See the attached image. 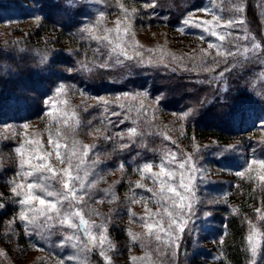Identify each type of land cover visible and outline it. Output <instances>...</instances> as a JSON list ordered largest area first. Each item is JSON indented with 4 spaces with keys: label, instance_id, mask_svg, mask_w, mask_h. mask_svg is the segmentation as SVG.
Listing matches in <instances>:
<instances>
[{
    "label": "rangeland",
    "instance_id": "1",
    "mask_svg": "<svg viewBox=\"0 0 264 264\" xmlns=\"http://www.w3.org/2000/svg\"><path fill=\"white\" fill-rule=\"evenodd\" d=\"M18 1L0 0V3L7 2V5L10 6L8 9L0 10V20H2L0 21V46L14 49L18 47L21 50L23 47L27 48L28 41H30L27 34H30L31 30L41 24L44 16L51 15L53 19L66 25L75 21L77 29L74 31L76 34L79 33L80 43L85 40L95 47L93 41L82 38L87 34L82 33L81 29L94 25L101 13H104L103 27L115 28L117 20L123 24V14L119 8V4L122 3L130 12L135 10L131 19V30L135 32V40L143 46V49H152L156 54L162 51L183 57V63L189 68H191V61L187 59L188 56L199 54L201 48L207 49V42L214 39L195 26L196 22L211 19V16L205 15L197 9L209 6L219 7L222 3V0H214V3L210 4V0H205L200 7L195 8L185 18L189 20V23L183 24L182 28L192 31L182 33L178 31L179 28L170 30L167 26L149 24L148 17L142 12L146 7H153L151 3H147L148 5H144L145 7L142 6V10V7L139 8L138 5L131 4L126 0H73L72 4L68 0ZM257 3L258 0H249L247 11H250L251 8L255 10V16L260 18L262 32L264 31V15L261 13H264V8L255 7ZM53 4L57 5L58 9ZM224 6L227 7L226 4ZM226 14L228 15V13L225 12V17H227ZM15 16L17 17L15 18ZM247 21L250 30L257 35L258 39L264 41V36L261 37L252 27L248 12ZM201 35H205L204 41L200 39ZM33 51L50 59L60 54H74L79 52V48H53L49 44H42L39 48H34ZM148 55L150 53L146 52L145 57L147 58ZM165 62L169 63L170 67L176 66L171 64L170 58H166ZM224 67L225 65L222 64L216 72L212 73L199 70L183 71L179 68L173 72L170 68H165L162 65L133 66L130 69L116 66L110 69H95L91 74L80 69L78 73L86 80V85L78 88L74 83L70 85L71 82L57 81L52 89L53 94L43 99L44 111L41 117L32 121L15 119L16 113L12 109L17 108L16 105L21 102V99H17L18 96L15 94L10 95L6 90L0 92V99H4L0 103L8 107L14 106L10 107V113L13 116L11 121H7L9 116L2 117L0 114V203L5 205L4 208H0V250L7 254V259L0 257V264H59L61 259L72 254L71 248L56 247L55 241L60 238L59 236L49 241L42 240L37 236L25 235L19 220L12 225L14 229L12 235H5L8 231L9 221L18 211V205L13 201L9 184L17 172L18 156L14 149L23 144L27 154V149L35 147V145H30L28 140L37 139L42 140L47 148L48 137L45 129L49 126L48 113L50 110H56L50 109L47 101L56 95L55 90L61 83L75 88V91L69 93V103L78 112L84 125L79 131L78 139L87 144L95 143L97 148L94 149V152L100 153V163L96 166L95 171L103 176V179L96 186V197H104L105 193L102 190L111 189L119 198L116 203H109L106 200L104 203L98 204L93 201V207L97 211L106 217L112 214L109 234L116 246L115 251L110 253L114 264H133L130 260L131 257L144 256V251L139 244L133 243L127 235L128 229L134 233H143L144 229L139 223L130 222L126 205L123 202L127 196L131 195L130 187L141 179L139 173L134 171L137 166L145 161L160 159L159 151L153 153L148 150L152 148L157 150L167 148L178 154L180 152L192 154L196 166L201 169V172L195 174L193 181L195 191V197L192 200L193 214L190 217L188 228L179 241L178 254L184 256V264H193L194 262L217 264L223 255L221 247L223 242L221 243V241H224L226 236L228 216L226 208L231 211L232 208L235 209L231 199L236 196V189L243 188L242 186L246 188L251 184L254 191L264 190V186H261L258 180V176L264 175V169H261L257 163L252 164L250 171H246L252 160H264V75H262L264 67L258 62H253L243 68L237 67L226 73L224 77L213 80L212 77L216 76ZM57 68L68 73L73 71L61 64ZM168 79L174 82L181 79L182 82L187 83L188 90L183 91L180 96H172L162 90L160 92L153 91V82L160 90V87L169 81ZM172 88L174 87L172 86ZM141 89L148 91L149 99L146 103L155 110L154 125L150 130L154 133L163 131L172 140L177 141L178 147L165 141L160 135H151L144 138L148 145L147 148L132 145L123 152L116 147V142L97 139L99 133L88 135L87 121L93 116L97 117L93 121V125L97 128L101 127L99 120L102 118V108L91 107L97 104L96 98L104 97L112 100L122 93L137 92ZM80 91H83L85 95L81 96ZM158 96H162V99L157 105L153 101ZM62 99L63 97L56 99L55 103L60 105ZM163 103L169 104L170 108H165ZM108 107L109 112L120 111L113 104ZM189 110H191L190 114L181 119L183 113L189 112ZM121 118L112 117L114 121L112 132L132 126L128 122L116 127L115 123ZM193 120L222 128L234 127L240 130L241 134L228 144L219 143L212 138L202 140L194 134L195 122ZM25 124L28 125L27 129L23 128ZM251 140L258 144H250ZM113 149L116 150L113 151ZM144 149L147 151L146 154H144ZM48 150L51 151V149ZM137 152L140 153V156L136 155ZM105 153H111V158ZM124 155L128 159L127 162L134 164L132 169H128L126 166L128 163ZM91 159L92 154L89 155V160ZM50 162L54 167H59L54 153ZM121 162L125 165L123 172L117 170ZM238 172H245L244 177L236 175ZM249 176L252 179H249ZM118 181L119 183H117ZM144 183L148 182L144 181ZM149 186L151 185L149 184ZM135 191L145 197L150 195L144 189ZM148 206L155 210V205L149 204ZM131 207L137 216L146 214L143 203L134 204ZM247 220H252L258 226L264 225V222L257 219L256 213ZM249 231L248 225L247 235ZM38 248L43 250H37ZM218 257L219 259H217ZM91 259L92 264H96L98 257L93 256ZM66 264H74V262L67 261ZM135 264H144V262L137 260ZM157 264H175V262L174 258L168 256L160 257Z\"/></svg>",
    "mask_w": 264,
    "mask_h": 264
},
{
    "label": "snow or ice",
    "instance_id": "2",
    "mask_svg": "<svg viewBox=\"0 0 264 264\" xmlns=\"http://www.w3.org/2000/svg\"><path fill=\"white\" fill-rule=\"evenodd\" d=\"M68 2L72 4L73 0ZM211 3H214V0H210ZM255 7L264 8V0H258ZM119 8L123 14V24L117 20L115 28L103 27L104 13H101L94 25L81 29L82 33L87 34L82 38L95 43V47L91 48V59L85 53V61L80 63L82 71L91 74L95 69H110L116 66L130 69L133 66L162 65L173 72L179 68L183 71L199 70L212 73L222 64L225 65L222 71L212 77L215 80L237 67L243 68L253 62H258L264 67V41L258 39L247 26L248 0H222L219 7L197 9L211 16V19L196 22L195 26L214 39L207 42V49L201 48L199 54L188 56L191 68L183 63V57L162 51L156 54L152 49H143L135 40V32L131 30V19L135 10L130 12L122 3L119 4ZM225 12L228 13L227 17ZM182 23L187 25L189 20L185 19ZM178 31L183 33L185 29L179 28ZM261 35L264 36V31ZM205 38V35L200 36L202 41ZM146 52L150 53L147 58ZM166 58H170L171 64L176 66L170 67V64L165 62ZM73 91L74 86L61 83L55 90L56 95L47 101L50 109H56L48 113L49 126L45 129L48 137L47 148L42 140L37 139L28 140V143L35 147L27 149V154L23 144L14 149L18 156L17 172L9 184L18 211L9 221L5 235H12L14 231L12 225L19 220L25 235L49 241L59 236L60 238L55 241L56 247H68L73 250L72 254L61 259L59 264H66L67 261H73L74 264H92L93 256L98 257L96 264H114L110 253L115 251L116 246L109 234L112 214L106 217L97 211L93 207V201L98 204L106 200L109 203H116L119 198L111 189L102 190L105 193L104 197H96V186L103 179V176L95 171L100 163V153L94 152L97 148L95 143L87 144L78 139L79 131L84 125L78 112L69 103V93ZM80 95L84 96L85 93L80 91ZM60 97L63 99L60 105H57L55 101ZM96 99L97 104L91 107L102 108V118L99 120L101 127L93 125V121L97 119L93 116L87 121L88 135L99 133L97 139L116 142V147L120 151L132 145L147 148L144 138L151 135H160L165 141L177 145V141L172 140L163 131L154 133L150 130L154 125L155 110L146 103L149 99L148 91L141 89L132 93L125 92L112 100L104 97ZM161 99L162 96H158L153 102L158 105ZM110 104L115 105L120 111L109 112ZM190 111L183 113L181 119L186 118ZM112 117H122L115 123L116 127L128 122L132 126L112 132L114 126ZM23 128L27 129L28 125H23ZM148 150L153 153L159 151L160 159L145 161L137 166L134 171L139 173L141 179L130 187L131 195L123 202L130 222L139 223L144 229L143 233L127 230L131 241L138 243L144 251L143 257L130 258L133 264L137 260L144 264H157L160 257H177L179 241L188 228L193 214L192 200L195 197L193 181L195 174L201 172L192 154L183 152L178 154L167 148ZM53 153L59 167H54L50 162ZM105 155L111 158V153ZM136 155L140 156V153L137 152ZM257 163L264 169V160L254 159L246 171H250L252 164ZM124 169L125 165L121 162L117 170L123 172ZM236 175L243 178L245 172H238ZM248 178L252 179L251 176ZM258 180L261 186H264V175L258 176ZM136 189H144L150 195L147 197L139 195ZM138 203L144 205L146 213L144 216H137L132 211L131 205ZM149 204L155 205V210L150 208ZM4 207L5 205L0 203V208ZM255 211L257 219L264 222V209L257 208ZM246 222L250 229L246 237L250 264H261L264 260V225L258 226L252 220ZM0 257L7 259V254L0 250Z\"/></svg>",
    "mask_w": 264,
    "mask_h": 264
},
{
    "label": "trees",
    "instance_id": "3",
    "mask_svg": "<svg viewBox=\"0 0 264 264\" xmlns=\"http://www.w3.org/2000/svg\"><path fill=\"white\" fill-rule=\"evenodd\" d=\"M14 1L19 2L18 0ZM126 1L131 4L134 3L135 5H138L139 8L144 5H148L147 3H154V7H146L144 10L142 7V13L148 17V23L151 25L167 26L170 30H172L173 28H182V21L185 20V18L195 8L200 7L205 0ZM7 4V2L0 3V10L10 8ZM53 5L57 8V5ZM254 11L255 10L253 8H251L250 11H247L248 18L252 27L262 37L260 30V18L255 16ZM16 17L17 16H15V18ZM76 26L75 21L66 25L53 19L51 15H46L43 17L41 24H39L34 30H31L30 34H27L28 39H30V41H28L29 46L27 48L23 47L24 50H21L18 49V47H15L14 49L0 46V92L6 90L10 93V95L15 94L18 96L17 99H21V102L16 105L17 108L12 109L14 113H16V117H14L15 119L20 121H32L41 117L44 111L43 99L53 94L52 89L57 81L62 80L64 83L71 82L70 85H73L74 83L78 86V88L86 85V80L78 73L80 71L79 65L81 60L85 61V53H87L88 58L91 59V48H93L94 45H90L91 43L85 40L80 43L81 39L78 35L79 33L76 34L74 31L77 29ZM190 31L192 30H185L187 33ZM42 44H49L53 48H79V52L71 55L60 54L49 59L44 55L33 51L34 48H39ZM59 64L66 66L68 70L71 69L73 71L68 73L63 70H59V68H57ZM168 80L169 81L164 83L165 85L163 87H160V90L153 82V91L155 90V92H160L162 90L168 92L169 95L172 94V96H180L183 91L188 90L187 83L182 82L181 79H178L179 81L176 80V84L173 80ZM172 86L174 88H172ZM3 100L4 99H0V102ZM163 104L167 109H169L170 105H172L170 103V105L167 103ZM10 107L14 106L11 105ZM10 107L0 103V114L2 117L9 116L7 121H11V117H13L10 113ZM193 121L195 122V126L193 127L190 125V127L194 128V134L202 140L212 138L219 143L228 144L232 139L240 136L241 134L240 130L234 127L222 128L219 126L208 125L205 122L198 123L200 122L198 120L197 122L195 120ZM250 142V144L255 143L254 140H251ZM255 144L257 145L258 142ZM144 150V154H146L147 151L146 149ZM124 158L127 162L128 159L125 155ZM127 163L128 164L126 166L128 169H132L134 164L131 162ZM242 187L243 188L236 189V196L231 199L232 206L234 205L235 209L232 208L231 211V209L226 208V214L228 215L226 220V236L221 246L223 255L217 264H250V256L247 251L246 243L248 230V224L246 221L251 215L256 213L255 210L257 208L261 207L264 209V190L261 192L258 190L254 191L251 184L246 188L245 186ZM3 188L5 189V187ZM183 257V255L180 256L178 254L177 261L176 258H174L175 264H184ZM193 264H197V262H194ZM261 264H264V260L261 261Z\"/></svg>",
    "mask_w": 264,
    "mask_h": 264
}]
</instances>
